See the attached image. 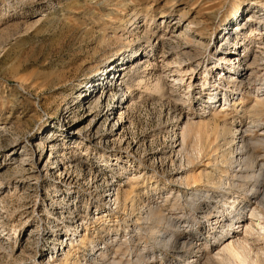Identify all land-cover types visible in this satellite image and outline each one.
I'll return each instance as SVG.
<instances>
[{
    "label": "rangeland",
    "instance_id": "rangeland-1",
    "mask_svg": "<svg viewBox=\"0 0 264 264\" xmlns=\"http://www.w3.org/2000/svg\"><path fill=\"white\" fill-rule=\"evenodd\" d=\"M259 2L264 0H0V264H43L49 259L65 264L67 247L52 259L50 248L63 238L53 240L54 223H65L63 216L72 212L94 219L86 221L92 236L113 224L107 241L115 234L124 240L136 231L129 248L135 254L112 249L99 259L104 264H188L199 256L195 243L204 242L207 248L215 244V235L228 228L233 205L229 201L238 199L241 207L254 201L225 162L230 158L228 146L213 144L216 131L203 121L225 103L227 92L218 79L232 68L217 60L219 48H228L226 34L243 26L254 42L246 49L241 36L234 35L235 48L242 56L252 54V59L262 56L264 39L257 33L264 26V11L258 12ZM251 22L257 33L250 29ZM151 32L153 38L147 40ZM163 34L166 40L158 39ZM135 53L143 65L137 72L142 78L129 87L119 82L117 93L112 88L103 92L106 86L100 82L111 83L114 75L108 72L117 66L134 77L127 61H134ZM159 75L166 76L171 94L151 90ZM256 76L261 80L264 72ZM207 78L212 84L207 89L211 86L222 98L211 108L206 104L208 92L200 88ZM248 83L241 87L240 98L253 104L254 84L259 82ZM228 113L225 118L222 111L218 119L239 126L260 117L264 124V113L245 119L234 110ZM186 126L192 129L186 151L175 157L169 150L171 141L181 144ZM197 130L198 139L193 134ZM193 145L197 159L188 166L181 158ZM256 154L264 164V150L257 148ZM118 159L127 169L120 178L114 167ZM205 174L218 184H207ZM117 179L123 193L135 197L134 207H124L126 192L119 210L104 213V185L115 187ZM152 208L164 220L151 217L145 222ZM241 217L230 219L238 223ZM215 220L220 224L215 226ZM251 234L249 258L264 260V236ZM84 251H78L82 264ZM214 256L199 264H222Z\"/></svg>",
    "mask_w": 264,
    "mask_h": 264
},
{
    "label": "bare ground",
    "instance_id": "bare-ground-1",
    "mask_svg": "<svg viewBox=\"0 0 264 264\" xmlns=\"http://www.w3.org/2000/svg\"><path fill=\"white\" fill-rule=\"evenodd\" d=\"M258 4H260V10L258 12H263L264 11V2H259ZM162 14L165 17V14L164 13H162ZM252 17H254V16H251V18ZM261 18H264V14H263V17H261ZM247 22H249V21H247ZM128 23H129V21H128ZM240 26L241 25L236 26L237 27L236 31H234L233 33L230 34L228 32L226 34L227 39H228V42H227L228 48L225 49L223 47H220L219 51H218L219 59L217 61L223 60L225 62H229L231 64V68H232L231 73L225 74V78L221 77L218 79V80L222 81V84L225 87V90L227 92L224 95L223 102H225V103L222 107L223 109L217 113H216L217 110L214 111V113L212 112L213 114H210L211 116L207 115L206 116L207 119L203 118L204 119L203 122H205L207 126L212 124L214 130L216 131V133L214 132L215 133L214 140H211L212 138L211 139L208 138L211 140V142L212 141L214 142L213 144H215L216 142L217 143L219 142V148H224V149H225V147L228 146V148H227L228 150L226 152H227V154L229 153L228 155H230V158L227 159L225 162H227L228 165H230L232 167L236 177L241 179L245 183V186L249 190L248 193L251 194V199L254 202L251 201L252 203H248L246 206L243 205L241 207L240 205H242V204H241V202L238 201V199H234L233 201L230 200L229 202H232L233 205L230 206L231 211L229 213V217L230 218L233 217L232 219L234 220V218L237 217V215L239 214V216H242L241 217L242 220L239 221L238 223H234V221L232 219L228 218L227 225H226L228 227V228L226 227L227 231L224 230L225 232L224 233L222 232V234L220 236L215 235V240H216V241H214L215 244L209 246L208 248L203 246L205 244L204 242H203L204 244L203 243H195L196 250H197L196 253H199V256H196V254H195L196 260H189V263H191V264L192 263L193 264H199L202 260L205 261V259H207L206 261L208 262L211 260V258L209 256H211L212 254L215 255L217 257V259L222 264H264V260H262L261 258L256 257V259H250L249 255H248L249 249L247 247V245H248L247 244L248 243L247 236L250 235L251 233L258 232L259 234L264 236V164L262 162H260V155L258 156V154H256L257 148H262V150H264V124L262 123V120L260 119V117L257 118V120H250V122L246 123V125H239V126L235 125V121L227 123L228 122V121L226 122L227 119L222 120L223 122L218 119L219 114L222 111L225 112V114H223V115L225 118H227L228 114H229L228 111L234 110L235 112H238L239 114H241V119L242 118L245 119L247 117L255 116L256 113H258L257 116L262 115L264 113V78L261 80L258 79L259 77L256 78L257 74H259L260 72H264V43H261L260 47H259L261 50L259 52L262 55L260 58L255 57L254 59H252V57H251L252 54L247 55V56L246 55L242 56L240 54V51L238 52V50H239L238 47L235 48L234 39H232L231 37L234 35L241 36L240 41H242V42L245 41L244 46L246 47V49L249 48V44H252L254 41L253 42L251 41V38H250L251 35L248 37V36H246L245 33H243L244 27L243 26L240 27ZM249 27H250V29L252 28L251 30H253L252 31L253 33H255V32L257 33L258 29L253 28L254 26L252 25V22L250 23ZM262 30H264V26H263V29H261V33H257V34L258 35L261 34V39H264V33ZM151 33H149V35L147 34L148 35L147 40H150L153 38L154 33H152V34ZM166 37H167V35L163 34L158 39L166 40L165 39ZM167 39H169V38H167ZM247 39H248V42H247ZM231 42H233V43H231ZM247 43H249V44L247 45ZM152 47H155V46H152ZM240 48H242V47H240ZM147 49H148V46L145 47V49L143 48L142 53L143 52L146 53ZM151 51L153 52L152 54H154L155 50L152 49ZM256 52H258V51H256ZM142 53H141V55H142ZM136 54L137 53L134 54V58H133L134 61H129V60L127 61L128 63H130V62L132 63L131 67H130V71L131 72L134 71V73H135L134 77H128L126 71H123V70H125V68L124 69H121V68L117 69L119 66L115 67L116 70L113 69L115 71L112 70V71L108 72L105 70L104 72H106V73L108 72L109 75L111 74L114 76H113V80L111 83H108L105 81L100 82L102 84V86H106L103 88V92L112 88L113 89L112 91L117 93L119 91V89H118L119 88V85H118L119 82L120 83L122 82V84L124 83L127 87H129L130 83H133L138 78H142V77H139V74L137 72L143 65L140 64V58L136 59V57H137ZM217 61L215 62V64L218 63ZM144 64H147V61L144 62ZM180 64L182 65L183 62H181ZM221 66H222L221 71L224 72V67H223V65H221ZM215 67H216V65H215ZM127 68H126V70H127ZM218 69L219 68L217 67V69H215V70H218ZM190 70H193V69L190 68ZM104 72L102 74H100V77H103ZM206 73H207L206 75H209L210 71L206 72ZM164 77L166 78V76H164ZM165 78H163L162 75H159L158 78L156 79L155 83H153L154 84V85H152L153 89H151V90L156 91L157 93H159L162 96H165L166 94L168 95V91L170 92L171 90H168V89H170V86L167 87V83H165V81H164ZM253 80H255L256 82H259L258 84H254L257 87V90L256 89H255V91L253 90V95L255 97V101L253 104H247L246 103L247 101H244L243 98H240L241 92L244 91L241 89V87L244 88L245 87L244 84H246V82L251 83ZM143 82H144L143 79L140 80L138 85L140 86L141 84H143ZM173 82H178V78L174 79ZM176 84H178V83H176ZM207 85L212 86V84H211L210 80H208V78L204 80V82L200 85L201 86L200 88H201V90H204L203 92H205V91L208 92V101H206V104L209 105L208 106L209 108H211L212 105H214L217 102H220V100L222 98L220 99V94H218L217 92L214 93L210 89L211 86H209V88L207 89ZM149 86H151V85H149ZM171 86H174V84ZM130 89L131 88H127V91H126L127 94H128V91H130ZM172 92H173V90H172ZM170 94H171V92H170ZM197 94H201V93L198 92ZM235 95H239L237 97V100L233 99L235 97ZM130 98H132L131 95H130V97H128L127 100L129 101ZM229 101H230V104H232V105H230L228 103ZM220 103H222V102H220ZM227 104L229 105V107H226ZM221 106L222 105H220V107ZM205 108H207V107H205ZM208 116H209V118H208ZM257 116H255V118ZM175 126H177V125H175ZM194 126L197 127L198 125H194ZM198 127L200 129V126H198ZM198 127H197V129H198ZM182 130L183 131H182L181 137H180L182 139V141H181L182 142L181 143L182 144V150L175 151V148H178L181 146V144L180 143L178 144V140H176L175 138L171 141V144H170L171 149H169V150H171V154H173L175 157H179V156L183 155L184 151H186V150H184L185 149V147H184L185 142H186L188 136H191L192 129H190L189 126H186ZM198 132H200V131L197 130V132L195 131V133H193L194 135L196 134V139H198L200 137L199 136L200 133H198ZM256 132L260 133V134L257 135ZM210 133H211V131H210ZM249 134L251 136H249ZM254 134L257 135L256 138H253ZM53 136L54 135H52V137ZM204 136L205 135H203V137ZM207 136H209V135H207ZM200 139H202V138H200ZM221 141L223 142L222 144H220ZM202 142H201V144H202ZM205 143H206V141H205ZM208 144H209V142H208ZM194 146L195 145L191 146V149L188 151V153H186L187 157L184 155L186 157V159L183 156L185 161H183L184 159L181 158V162L187 163L188 166H189V164L192 165V162L197 159L195 157V153H194ZM197 148H199V147H197ZM201 148H203V147L200 146L199 149H201ZM224 149H223V151H224ZM199 152H201V151H199ZM223 154H225V156L227 155L226 153H223ZM198 155H199L198 157H200V154H198ZM118 160H117L116 164L114 165V167L118 166L117 170H120V173L117 174V177L120 178V177H123V173L127 169L125 167H123L125 164L122 161H121L122 162L121 163L120 160L119 161ZM127 161H128V163H130L129 162L130 160H127ZM114 163L115 162H113V164ZM181 166H182V163H181ZM122 169L123 170L126 169V170H124L122 172ZM208 174H205V175L207 176ZM210 174H209V176H212ZM135 176H137V175H135ZM209 176H207V178H208L206 180L207 184H211L214 186L217 185L218 183H214V179H212V177L210 178ZM200 177H202V176H200ZM199 178H197V179H199ZM202 178H204V177H202ZM138 179H140V176L137 178V180ZM130 180H131V178H130ZM111 181H113V180H111ZM112 183L110 182L111 185H112ZM94 184H97V180L94 181ZM125 184H127V183H125ZM193 184H197V183L193 182ZM114 185H115V187H110L108 184L104 185L105 190H103L104 192H102L103 193L102 198H104V200H105L104 205L106 207V210L104 211V213H108V212L110 213L111 211H113L112 209H114V211L119 210V207L121 206L120 202H121L122 196H124L127 192V191H125L123 193L122 188L120 187L121 182L118 181V179L115 181ZM187 186H188V184H187ZM217 192H218V190H217ZM245 193H247V190ZM129 194L130 193L127 192V194L124 196L126 198L125 204H124V207H126V209H127V207L129 208L128 205H130V204L132 205L133 203H135V197L132 196V197L128 198V196H130ZM214 195H216V194H214ZM124 197H123V202H124ZM220 197H222V196H220ZM234 197H236V196H234ZM225 205H226V203H225ZM132 206L134 207V205H132ZM156 212H157V209H153V208L150 209L149 211H147V214H146L147 216L146 217L143 216L145 218V220H144V218H142V220H140L141 224H142L143 220L146 222V220L152 219L153 217L160 219V220H164V218L163 219H161V217L158 218L159 216H157V215H159V214H156ZM224 213H225L224 211L220 212V217H221V215L224 216ZM100 214H103V213H100ZM63 217L65 218V221H66L65 223H62V222L54 223V224H56L57 233L54 235L55 238L53 240L57 239L56 237H59V236H62L63 238L61 239L62 240L61 243L57 242L54 244V247L50 248V250H52L51 259L54 258L55 254H58L59 252L64 251L66 249V247H67V250H66V252L63 253L64 255L67 254V255H65L66 258L64 260V261H66L65 264H82L81 262H78V260H77L79 258L78 251H80L82 249L85 250L83 256H81V259H83V261H84L83 264H102V263L104 264L105 261L102 262L99 259L101 258V256L107 255L110 252V250H112V249L115 250V253L117 251H120L121 249H126L128 252H130L129 255H133L134 252L129 251L130 250L129 248L132 247L131 244L133 243L135 237H137L135 230H134L135 232L131 231V228H130V231L133 232V234L131 235L128 233L129 235L127 234L126 236H123L124 240L115 234V236L112 239L110 238L109 241H107V239L105 240V238L109 237V235H110L109 231L112 230V227L114 226L113 224L111 226H109L107 224L104 226V224L101 223L102 224L101 227L102 226H104V227H102L101 229L99 228V233L97 235L92 236V231L90 232L91 234L88 233L89 231H88V227H86V225H87L86 221H89V219L91 221L93 218H87L80 213H74V212L70 213L69 215H66V217L65 216H63ZM88 217H91V216H88ZM101 218H102V215L99 216V218H97L96 220L100 221ZM134 220H136V219H134ZM140 221H139V223H140ZM136 223L138 224V222H136ZM218 224H220L219 220H215L214 225L217 226ZM172 225H173V222H172ZM134 227H135V225H134ZM90 235L92 237H90ZM163 237H164V235H163ZM65 238H70L69 239L70 243H63ZM161 240H163V239H161ZM184 245L185 244H183L182 246L184 247ZM53 254H54V256H52ZM59 255H62V253H60ZM152 255H154V254H152ZM40 256L41 255L38 253L37 257H40ZM85 256H87V257H85ZM215 256L213 257V259L216 258ZM129 257H131V256H129ZM208 257L210 258V260H208ZM49 260H48V262L43 263V264H47V263L48 264H57V262L60 261V259H56V260L54 259V260H50V261ZM201 264H203V263H201Z\"/></svg>",
    "mask_w": 264,
    "mask_h": 264
},
{
    "label": "built area",
    "instance_id": "built-area-1",
    "mask_svg": "<svg viewBox=\"0 0 264 264\" xmlns=\"http://www.w3.org/2000/svg\"><path fill=\"white\" fill-rule=\"evenodd\" d=\"M69 239H70V238H65L64 241H63V243H70ZM71 241H72V240H71Z\"/></svg>",
    "mask_w": 264,
    "mask_h": 264
}]
</instances>
